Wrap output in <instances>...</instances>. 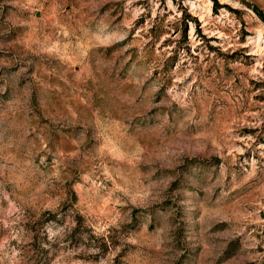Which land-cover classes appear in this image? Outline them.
Here are the masks:
<instances>
[{
	"label": "rangeland",
	"instance_id": "obj_1",
	"mask_svg": "<svg viewBox=\"0 0 264 264\" xmlns=\"http://www.w3.org/2000/svg\"><path fill=\"white\" fill-rule=\"evenodd\" d=\"M0 264H264V0H0Z\"/></svg>",
	"mask_w": 264,
	"mask_h": 264
}]
</instances>
